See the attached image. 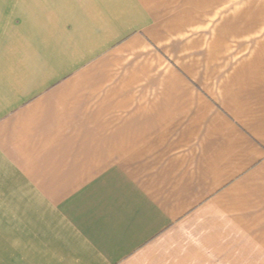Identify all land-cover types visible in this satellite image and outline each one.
<instances>
[{"label": "crops", "instance_id": "obj_1", "mask_svg": "<svg viewBox=\"0 0 264 264\" xmlns=\"http://www.w3.org/2000/svg\"><path fill=\"white\" fill-rule=\"evenodd\" d=\"M227 1L0 0V264H264V8Z\"/></svg>", "mask_w": 264, "mask_h": 264}, {"label": "rangeland", "instance_id": "obj_2", "mask_svg": "<svg viewBox=\"0 0 264 264\" xmlns=\"http://www.w3.org/2000/svg\"><path fill=\"white\" fill-rule=\"evenodd\" d=\"M249 2H251V3H260L261 5L264 6V0H228L227 1V7L229 9H227V11L222 10L223 12H221V13H224L225 12V14L231 15V14H233L235 12L233 10V7L235 6V4H238V3L245 4V3H249ZM263 6H262V8H264ZM257 13L258 14L256 16L252 15V16H250V18H254L255 20H257V19H264V9H262L261 11H259ZM216 14H217V10L214 11V16H213L214 18L218 16Z\"/></svg>", "mask_w": 264, "mask_h": 264}]
</instances>
